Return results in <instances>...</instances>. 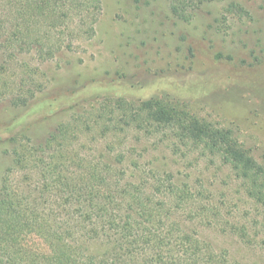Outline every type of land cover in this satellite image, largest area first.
Masks as SVG:
<instances>
[{"label":"rangeland","instance_id":"1","mask_svg":"<svg viewBox=\"0 0 264 264\" xmlns=\"http://www.w3.org/2000/svg\"><path fill=\"white\" fill-rule=\"evenodd\" d=\"M61 12L66 21L52 28L42 19L36 28L42 42L60 36L65 48L17 49L8 65L0 49V190L38 196L44 182L79 177L90 164L111 167L101 175L123 183L172 175L205 190L227 216L226 228L200 227V237L233 264H264V208L220 156L168 127L121 122L119 110L151 102L182 126L230 133L264 163V0L204 1L184 20L167 0H103L91 39L77 32V11ZM95 108L113 112L111 120L95 123Z\"/></svg>","mask_w":264,"mask_h":264},{"label":"trees","instance_id":"2","mask_svg":"<svg viewBox=\"0 0 264 264\" xmlns=\"http://www.w3.org/2000/svg\"><path fill=\"white\" fill-rule=\"evenodd\" d=\"M167 1L172 14L184 20L191 8L209 0ZM102 3L0 0V49L9 53L6 65L16 60L17 49L37 46L41 54L53 55L65 48L60 36L56 42L50 38L42 42L36 28L42 19L52 28L66 21L64 8L79 13L83 20L77 32L91 39ZM69 34L72 38L73 31ZM150 103L143 107L118 103L121 122L146 129L168 127L186 145L220 156L244 193L264 208V163L230 133L212 131L196 122L182 126L180 118ZM106 111L92 110L95 123L111 120L113 112ZM110 170L90 164L76 178L59 174L41 185L38 196L0 190V264H233L227 251L218 252L199 236L200 227L229 225L222 208L205 190L175 182L172 175L138 184L108 180L102 175ZM237 231L247 239V230Z\"/></svg>","mask_w":264,"mask_h":264}]
</instances>
